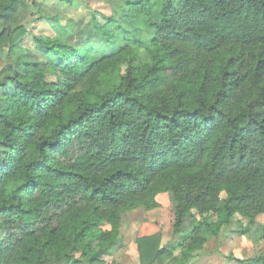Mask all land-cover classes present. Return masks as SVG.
<instances>
[{
    "label": "trees",
    "instance_id": "trees-1",
    "mask_svg": "<svg viewBox=\"0 0 264 264\" xmlns=\"http://www.w3.org/2000/svg\"><path fill=\"white\" fill-rule=\"evenodd\" d=\"M120 1L75 47L38 0H0V264H106L166 193L176 239L139 238L141 264H192L236 217L264 239V0Z\"/></svg>",
    "mask_w": 264,
    "mask_h": 264
},
{
    "label": "rangeland",
    "instance_id": "rangeland-1",
    "mask_svg": "<svg viewBox=\"0 0 264 264\" xmlns=\"http://www.w3.org/2000/svg\"><path fill=\"white\" fill-rule=\"evenodd\" d=\"M50 15H58L61 19L60 25H69L74 32L71 37L66 38L67 42L75 47H80L89 39H95V22L107 25L106 18L113 15L110 0H38ZM119 1V0H115ZM122 0L120 3H124ZM127 9H123L122 12ZM31 11H36L31 8ZM28 34L23 40V50L30 56L33 62L44 61L43 53L35 45L33 33L44 37L54 38L58 34L52 27L41 21L31 24L28 27ZM66 36L60 33L59 37ZM121 42V40H119ZM149 58V52L144 53ZM5 66L4 60H0V76ZM225 198V195L222 196ZM158 207L146 211L143 207L124 212L120 219V236L122 246L113 256L105 259L106 264H141L137 247V240L144 236L159 234L161 246L168 247L176 239L173 232L174 207L169 194H161L156 198ZM196 215V214H195ZM257 221L264 225V216L257 218ZM191 219H187V225ZM240 221L234 218L230 227L222 229L218 237H208L201 257L192 264H239L236 260L245 261L255 258L264 253V239L261 232L252 235H241L236 233L239 230ZM242 223V222H241ZM110 227H104L109 230Z\"/></svg>",
    "mask_w": 264,
    "mask_h": 264
}]
</instances>
